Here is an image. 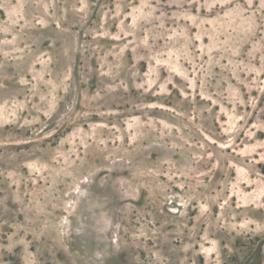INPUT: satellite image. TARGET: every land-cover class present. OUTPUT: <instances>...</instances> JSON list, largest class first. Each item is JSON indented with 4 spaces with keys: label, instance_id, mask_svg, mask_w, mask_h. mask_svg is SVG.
<instances>
[{
    "label": "rangeland",
    "instance_id": "1",
    "mask_svg": "<svg viewBox=\"0 0 264 264\" xmlns=\"http://www.w3.org/2000/svg\"><path fill=\"white\" fill-rule=\"evenodd\" d=\"M0 264H264V0H0Z\"/></svg>",
    "mask_w": 264,
    "mask_h": 264
}]
</instances>
